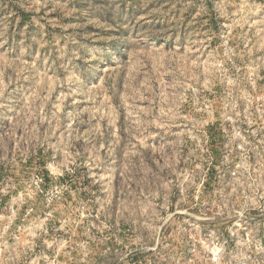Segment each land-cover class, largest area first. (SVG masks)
Wrapping results in <instances>:
<instances>
[{"label":"rangeland","instance_id":"1","mask_svg":"<svg viewBox=\"0 0 264 264\" xmlns=\"http://www.w3.org/2000/svg\"><path fill=\"white\" fill-rule=\"evenodd\" d=\"M0 264H264V0H0Z\"/></svg>","mask_w":264,"mask_h":264}]
</instances>
